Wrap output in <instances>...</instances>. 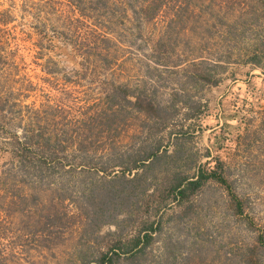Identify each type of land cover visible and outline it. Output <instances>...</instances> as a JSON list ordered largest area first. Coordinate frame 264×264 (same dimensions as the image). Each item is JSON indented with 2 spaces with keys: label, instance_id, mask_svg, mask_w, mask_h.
Returning <instances> with one entry per match:
<instances>
[{
  "label": "rangeland",
  "instance_id": "1",
  "mask_svg": "<svg viewBox=\"0 0 264 264\" xmlns=\"http://www.w3.org/2000/svg\"><path fill=\"white\" fill-rule=\"evenodd\" d=\"M21 1L0 0V93L8 105L16 85L12 76L39 83V77H50L41 66L55 63L57 70L49 71L57 88L64 85L63 74L78 80L68 105L95 95L112 80L144 89L166 108V120L152 134L161 156L124 172L126 179L134 171L139 177L123 182L125 194L115 192L107 206L82 212L86 226L63 221L60 229L50 227L42 218L45 210H0V264H98L99 253L115 238L112 232L127 238L146 216L159 218L160 230L135 264H241L255 235L247 221L264 230V126L258 127L264 117V0H166L151 19L141 17L134 0H127L131 6L123 10L125 16L111 7L108 49L115 62L105 70L98 65L81 69L61 32L66 21L60 22L52 7L33 5L25 11ZM198 72L216 81L196 78ZM20 99L29 105L40 101L33 93ZM125 118L117 133H110L112 150L145 141L146 121L129 113ZM6 119L11 121V106ZM253 129L258 144L245 135ZM5 133L0 128V168L9 158ZM215 159L228 166L234 192L246 197L242 215L232 213L227 190L212 179L187 199L172 197L174 183L198 168L209 170ZM89 172L70 178L68 194L79 197L89 182L109 178ZM260 255L264 264V252Z\"/></svg>",
  "mask_w": 264,
  "mask_h": 264
},
{
  "label": "trees",
  "instance_id": "2",
  "mask_svg": "<svg viewBox=\"0 0 264 264\" xmlns=\"http://www.w3.org/2000/svg\"><path fill=\"white\" fill-rule=\"evenodd\" d=\"M164 1L166 0H134L131 4L137 5L143 12L140 14L142 18L151 19ZM21 2V8L25 11L33 5L40 8L52 7L60 22L66 21L65 31L62 28L61 32L65 33L66 44L78 57L81 69L87 70L98 65L105 70L115 62L108 49L109 44H113L110 38L112 34L108 31L112 22L109 10L111 7H118L125 16L123 10L126 6H131L128 4L132 0ZM36 42L40 43V37ZM250 60L253 65L258 66L255 57ZM190 63L196 64L192 60ZM51 69L57 70L55 63L51 68L41 66L40 70L50 77H39V83L12 76L16 85L11 86L10 105L8 98L0 93V128L8 130V133H5L8 135L4 148L9 154L7 164L4 162L0 168V210L11 211V207L17 211L45 210L47 213L41 217L50 227L58 228L63 221H70L72 224L81 222L86 226L88 223L85 224L86 219L82 212L92 206L98 209L107 206L112 202L115 192L116 195L125 194L123 182L139 177L134 171L133 175L126 179L124 172L147 167L161 156L152 134L153 129L158 128H155L156 125L163 126L166 120L163 112L166 108L153 101L144 89L136 90L112 80H108L104 87L101 86L95 95L89 93L88 96L68 105V98L73 92L77 93L78 80L63 74L61 81L64 85L57 88L51 82L54 78L50 75L53 72L49 71ZM76 76L78 77V74ZM195 76L211 83L216 81L211 79L208 73L198 72ZM31 93L39 96L40 101H37L36 105L33 101L30 105L21 104L20 98ZM10 106L11 121H7L6 114ZM125 113L134 114L146 121L148 125L144 131L145 141L136 148L112 150L114 141L108 142L112 139L110 133H117L116 130L126 122V118L123 119ZM118 116L121 117L116 122L115 117ZM259 123L258 127L264 126V117ZM257 131L253 129L250 134H245L249 136V140L252 139L253 144H258L255 139L259 135ZM97 163H100L99 167ZM114 168L119 170V174L111 175ZM89 171H101L109 178L102 177L97 183L89 182L81 190L79 197L68 194L66 184L70 178L74 174L91 173ZM229 178L228 166L215 159L209 170L198 168L192 177L174 183L170 187L172 197L177 202L187 199L203 182L212 179L227 190L232 213L242 215L248 208L246 197L234 192L232 179ZM41 195L46 196L41 198ZM247 224L250 229L255 230V235L244 252L241 264H261L264 230L252 219H249ZM159 230V218L149 220L146 216L127 238L121 237L117 231L112 232L115 238L108 250L99 253L98 264H114V260L135 264L146 247L156 239ZM46 234L49 235L50 232Z\"/></svg>",
  "mask_w": 264,
  "mask_h": 264
}]
</instances>
